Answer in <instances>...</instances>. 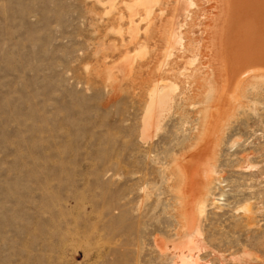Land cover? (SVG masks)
Segmentation results:
<instances>
[{
	"label": "rangeland",
	"instance_id": "1",
	"mask_svg": "<svg viewBox=\"0 0 264 264\" xmlns=\"http://www.w3.org/2000/svg\"><path fill=\"white\" fill-rule=\"evenodd\" d=\"M166 1L135 17L131 46L133 0H0V264H264V90L227 127L200 212L181 168L198 125L184 84L202 59L157 68L176 54L161 55ZM197 1L186 48L214 14ZM154 84L172 107L145 138Z\"/></svg>",
	"mask_w": 264,
	"mask_h": 264
},
{
	"label": "bare ground",
	"instance_id": "2",
	"mask_svg": "<svg viewBox=\"0 0 264 264\" xmlns=\"http://www.w3.org/2000/svg\"><path fill=\"white\" fill-rule=\"evenodd\" d=\"M151 1L152 0H133V3L130 5V7H128L129 8V17H128L129 36L128 37H129V42L131 43V46L132 44L133 46L136 44H139L140 46L136 18L138 16H142L143 18L145 17V19H148V21H152V19L150 18V16L152 15V9H153L151 5L152 4ZM154 1L156 2V0ZM210 1L213 2V7L212 6L211 7L213 9L214 14H211L209 12L211 16L209 15L208 17V14L206 15L207 17L205 16L206 18H205L204 23L207 25L206 27L204 26V31L201 29L202 30L201 34L204 35L202 37L203 39L202 42L195 43L199 37V36L198 37L196 36L197 39L192 38L191 44H189L186 48V45L189 42L187 41L186 43L184 42V40L185 38H188L187 29L193 28L189 26V24L190 22H193L192 19H194L195 18L194 16L197 14V11H198L197 8H199L197 6L198 1L197 0H174L175 5H172L174 7L173 8L174 12L170 8V12L174 13V18H173L174 20H173V24H171L172 21L170 23L171 27L168 24L169 22L167 23L168 28L169 27L170 28L168 31H164L165 34H167L168 32L167 35L163 34L164 36H166V40L164 39L165 40L164 44L166 45L165 46L166 48L161 47V49L163 50L166 49V51L165 52L163 51L164 54H161V55L167 56L169 58L170 55H172L171 54L172 52L176 51L175 52L176 54L173 53L175 54V56L172 55L174 56V58H172L171 56L172 61L167 62L166 64L165 62L161 63V60L159 61V63H156V64H159L157 68H166L167 66H168L167 68H172L174 65H176V62H177L176 60L182 58L186 52L193 53L194 58L199 57L202 59L197 67L195 66H194L195 68L193 67L188 77L189 82H187V84H184V86L186 85V87L188 85V91L190 93L189 100L191 99L190 101L187 100V102L185 103L188 104L189 102H191L190 112L196 118L195 120H197L198 125L195 128L197 130V134L195 138L196 141L191 147L192 151L185 156L189 159L191 165L190 166L184 165L181 168L182 174L185 179L184 192L188 195L189 190H190V193L192 194L190 196L188 195V199L195 201V205L198 207V210L200 209V212H201L200 205L204 202L205 195H208L206 194V192H207L209 185H211V181H212L211 177L213 175V168L215 167V164H216L217 154L219 153L218 152L219 147H220L219 145L221 143V140L224 134L227 133L226 132L227 127L230 126V122H232L231 120H233L236 116H238L239 114L238 111L243 110L246 107L245 101L251 98L253 99L258 95H261L260 94L262 93L261 90H264V60L260 58H251L250 56V53H252L254 49L264 48V44H263L264 43V0H210ZM205 2L208 3V1H205ZM160 5L162 7L163 4L161 3ZM165 11L162 12L160 9V14L165 13V15H167ZM167 12L169 13L168 9H167ZM203 12L205 13V11ZM197 15H199V13ZM162 17H164V15ZM171 17H168L169 19L167 21H169ZM143 18H141V21L143 20ZM196 21H198V19ZM147 25L148 24H146V27ZM153 26H155L154 23H153ZM151 30L153 31V27L151 28ZM157 30H159V28ZM161 30H164V29H161ZM143 34H145V30ZM185 34H186V37H185ZM163 35H161L162 37L160 41L162 40V38H164ZM192 36H195V35H192ZM149 37L151 36L149 35ZM156 37H159V36H156ZM251 38L254 41L252 45H251V42H252ZM164 40L162 41L164 42ZM156 41L158 42V39H156ZM153 42H152V45H153ZM146 43L148 42L146 41ZM158 44L160 45L159 42L157 43V45ZM153 47L155 48V46ZM153 51L154 49L152 50V53ZM155 54L156 53H154V55ZM157 54L159 55V53ZM145 59L147 60V57ZM154 59H155L154 60L155 62L158 61V59L157 61H156V58ZM148 60H151V59L148 58ZM154 61H153V64L155 63ZM148 62L150 63V61ZM178 63L179 62H177V64ZM132 64L130 65V68L133 67ZM135 64L137 66V63ZM153 64H152V67H153ZM139 65H140V62H139ZM147 65L149 67V64ZM133 70H135V68ZM150 70L149 69L147 70L148 73ZM157 70L159 71L160 69H157ZM174 76H176V74H174ZM174 76L172 78H174ZM182 77L184 79L185 76L182 75ZM133 79L132 81L134 83L135 81ZM164 86L162 87V85L160 86L158 84H154L147 93L148 101H147V105L145 106L146 107L144 111L145 116H143L142 118L144 119L143 120L144 123L142 122V124H144L143 134L145 138H146L145 135L147 134L146 133L147 129L153 124L157 125V123H159V121H157L158 120L157 110H159V112L163 111V114H164L167 111L169 112L170 108L172 107L171 106V103H172L171 96L172 95L169 96L170 94L169 95L167 94V92L165 91L166 88ZM168 87H170V85ZM183 94L180 93L181 96ZM263 96H264V93H263ZM184 97L182 99H184ZM186 99L188 98L186 97ZM248 103L250 104V102ZM158 128L160 127L158 126ZM158 128L155 127L154 131L156 133L159 131V130L156 131ZM148 134L150 135L151 133H148ZM192 258L193 257L188 256L187 257L188 262L190 264H195Z\"/></svg>",
	"mask_w": 264,
	"mask_h": 264
},
{
	"label": "water",
	"instance_id": "3",
	"mask_svg": "<svg viewBox=\"0 0 264 264\" xmlns=\"http://www.w3.org/2000/svg\"><path fill=\"white\" fill-rule=\"evenodd\" d=\"M251 41L254 43L252 38H251ZM250 56H251V58H260V59L264 60V48H262V49H254V51L252 53H250Z\"/></svg>",
	"mask_w": 264,
	"mask_h": 264
}]
</instances>
